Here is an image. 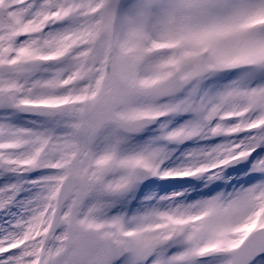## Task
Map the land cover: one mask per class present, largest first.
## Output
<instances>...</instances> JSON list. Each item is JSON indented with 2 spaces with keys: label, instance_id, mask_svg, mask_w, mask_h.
Masks as SVG:
<instances>
[{
  "label": "snow or ice",
  "instance_id": "1",
  "mask_svg": "<svg viewBox=\"0 0 264 264\" xmlns=\"http://www.w3.org/2000/svg\"><path fill=\"white\" fill-rule=\"evenodd\" d=\"M0 264H264V0H0Z\"/></svg>",
  "mask_w": 264,
  "mask_h": 264
}]
</instances>
